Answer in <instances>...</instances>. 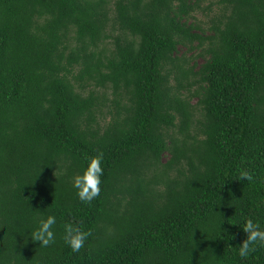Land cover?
<instances>
[{"label": "trees", "instance_id": "obj_1", "mask_svg": "<svg viewBox=\"0 0 264 264\" xmlns=\"http://www.w3.org/2000/svg\"><path fill=\"white\" fill-rule=\"evenodd\" d=\"M215 5L205 28L200 0H0V264H264L236 251L264 227V0Z\"/></svg>", "mask_w": 264, "mask_h": 264}, {"label": "clouds", "instance_id": "obj_2", "mask_svg": "<svg viewBox=\"0 0 264 264\" xmlns=\"http://www.w3.org/2000/svg\"><path fill=\"white\" fill-rule=\"evenodd\" d=\"M103 154L85 155L82 167L72 176V186L76 190V196L79 200L87 203L97 197L101 191V177L103 174ZM239 179L251 180V175L243 170L239 173ZM57 224V217L54 213L41 215L35 222L28 237L33 241H38L39 245L46 247L52 244L56 239L54 226ZM241 227L246 233V237L239 243L236 249L240 257H248L257 246L264 247V227L258 220L251 217H245ZM62 239L68 247L79 252L85 245L90 235L88 230L82 229L73 223L63 225Z\"/></svg>", "mask_w": 264, "mask_h": 264}, {"label": "rangeland", "instance_id": "obj_3", "mask_svg": "<svg viewBox=\"0 0 264 264\" xmlns=\"http://www.w3.org/2000/svg\"><path fill=\"white\" fill-rule=\"evenodd\" d=\"M209 1L210 0H200V7L197 8L196 11L193 13L194 16L190 17L188 19V23L193 21V20H196V21L200 20V21L205 23L204 24L205 28H207L209 26L210 21H209L208 15L210 16L213 13H216V12H218V10H220V6H218V5L212 6L211 10H206V8L204 6H206ZM110 40L111 39H108L109 42H110ZM183 50H184V48H181L180 52ZM187 55H190V53H187ZM198 62H201V59H198ZM193 101H195V99Z\"/></svg>", "mask_w": 264, "mask_h": 264}]
</instances>
